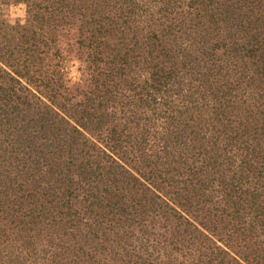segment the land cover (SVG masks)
Instances as JSON below:
<instances>
[{
  "label": "trees",
  "instance_id": "16d2710c",
  "mask_svg": "<svg viewBox=\"0 0 264 264\" xmlns=\"http://www.w3.org/2000/svg\"><path fill=\"white\" fill-rule=\"evenodd\" d=\"M0 264H264V0H0Z\"/></svg>",
  "mask_w": 264,
  "mask_h": 264
},
{
  "label": "rangeland",
  "instance_id": "374dc122",
  "mask_svg": "<svg viewBox=\"0 0 264 264\" xmlns=\"http://www.w3.org/2000/svg\"><path fill=\"white\" fill-rule=\"evenodd\" d=\"M9 14L10 18L12 20H23L25 16V8L24 5L22 4H17L9 7ZM78 65L76 60H71L69 63V74L71 76H76L77 71H76V66Z\"/></svg>",
  "mask_w": 264,
  "mask_h": 264
}]
</instances>
